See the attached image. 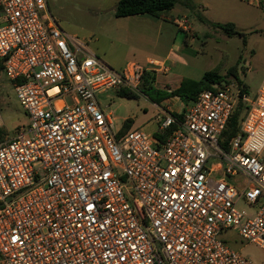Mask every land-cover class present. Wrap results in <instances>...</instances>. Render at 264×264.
I'll return each instance as SVG.
<instances>
[{
    "label": "built area",
    "instance_id": "obj_1",
    "mask_svg": "<svg viewBox=\"0 0 264 264\" xmlns=\"http://www.w3.org/2000/svg\"><path fill=\"white\" fill-rule=\"evenodd\" d=\"M0 63L28 117L8 137L0 112V264H252L228 227L264 249V78L225 149L240 85L162 109L164 139L116 129L97 94H137L161 63L113 69L48 0H0Z\"/></svg>",
    "mask_w": 264,
    "mask_h": 264
},
{
    "label": "rangeland",
    "instance_id": "obj_2",
    "mask_svg": "<svg viewBox=\"0 0 264 264\" xmlns=\"http://www.w3.org/2000/svg\"><path fill=\"white\" fill-rule=\"evenodd\" d=\"M118 1L48 0V6L67 35L84 41L103 61L106 58V64L115 70H121L129 61L145 65L148 57H161L174 46V56L182 57L181 68L185 71H180L177 66L168 76L169 86L177 85L181 73L195 79L220 62L219 73L225 76L222 82L240 88L238 80L228 74L229 69L235 67L241 83L248 88L249 98L256 96L264 78V0L259 6L248 0H191L192 7L179 2L168 16L159 18L148 14L117 18L114 12ZM228 22L236 23L245 34L246 43L243 37H228L213 26L214 23ZM160 80L162 78H158V82ZM97 97L105 113L112 114L116 128L121 126L124 118H132L133 129L145 125L141 128L144 131L154 130L155 124L148 122L155 119L156 108L141 91L136 98L120 97L115 89L99 93ZM0 112L4 124L1 132L8 137L14 136L19 127L28 123L4 71L0 72ZM229 180L233 183V177ZM237 206L247 215L255 212L244 201H239ZM220 237L252 264H264V249L245 241L234 229L224 228Z\"/></svg>",
    "mask_w": 264,
    "mask_h": 264
},
{
    "label": "trees",
    "instance_id": "obj_3",
    "mask_svg": "<svg viewBox=\"0 0 264 264\" xmlns=\"http://www.w3.org/2000/svg\"><path fill=\"white\" fill-rule=\"evenodd\" d=\"M179 2L185 6L192 7L191 0H119L116 4L114 14L117 18L143 14H148L159 18L163 15L168 16V12H170ZM200 20H202V18H200ZM213 26L221 29L228 37H243V41L246 43L245 34L236 27L234 22H228L225 24L214 23ZM220 64L221 63L219 62L211 70L205 71L200 80L184 77L180 85L170 91L157 89L155 87V73L146 71L143 75V82L140 91L148 96V98L156 104H160L163 100L171 97H178L184 104H188L195 100L201 91L209 89L215 84L223 83L222 81H224L225 76L219 73L221 70ZM1 71H3V66L0 63V72ZM228 74L238 80L241 86V91L234 110L222 134L221 145L225 149L228 148L229 140L238 134L241 120L243 119L248 108V102L244 100V97L248 96V88L246 85L241 83L235 67L230 68ZM118 96L125 98H136L137 94L123 90L118 92ZM131 125L132 120L127 118L124 121L121 130L123 132L130 130ZM156 136H159V134ZM160 138L164 139V136H160Z\"/></svg>",
    "mask_w": 264,
    "mask_h": 264
},
{
    "label": "crops",
    "instance_id": "obj_4",
    "mask_svg": "<svg viewBox=\"0 0 264 264\" xmlns=\"http://www.w3.org/2000/svg\"><path fill=\"white\" fill-rule=\"evenodd\" d=\"M173 23L176 25L175 21H173ZM177 30H178V27H177ZM175 41H176V36H175V38L173 40V45H174ZM104 59L106 60V58H104ZM151 59H156L157 61H159L161 63L160 66L155 67V69H152V71H151V72H154L155 75H156L155 87L157 89L170 91L172 89L177 88L180 85L182 79L184 77H187V74L181 73L180 74V77L177 80L178 81L177 82V85L175 87H171L168 84V81H167L168 80V76L177 68V66H178V68H180V71H183V72L185 71L184 68H181V66H183V64H182V57H175L174 56V46L171 47L170 49L166 50L165 51V55H163L161 57H148L146 59V62H145L146 64L145 65H147L148 62ZM105 60H104V62H105ZM188 72L189 71L187 70V73ZM203 74H200V76L196 77L195 80H200L202 78ZM158 78H160V79L162 78V80H160L158 82ZM192 79H194V78H192ZM152 104L156 108V114L157 115L155 116V119H153L152 121H149L148 122V123H151V124H155L154 130L152 132H149V133L150 134H153L155 136L157 134H159V136H164L165 137L166 136V132L165 133H162V131L159 129L158 114H159V112L162 109H171L174 112L180 111L181 106H182V101L178 97H171V98H168V99L163 100L160 104H156L154 102H152ZM170 104H172V106ZM108 114H110V116L112 115L111 113H108ZM111 118H112V116H111ZM126 119L127 118H124L123 119V123H124V121ZM130 119L132 120V125H131L130 129H133V127H134L133 126L134 125V120L132 118H130ZM123 123L121 124V126H119L117 128L115 126V128L116 129H122ZM114 125H115V123H114ZM144 127H145V125L142 126V127H140V128H144Z\"/></svg>",
    "mask_w": 264,
    "mask_h": 264
}]
</instances>
